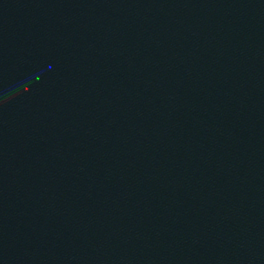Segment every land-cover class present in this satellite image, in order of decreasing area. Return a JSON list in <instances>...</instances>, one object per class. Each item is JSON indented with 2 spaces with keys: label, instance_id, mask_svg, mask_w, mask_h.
Returning <instances> with one entry per match:
<instances>
[{
  "label": "water",
  "instance_id": "water-1",
  "mask_svg": "<svg viewBox=\"0 0 264 264\" xmlns=\"http://www.w3.org/2000/svg\"><path fill=\"white\" fill-rule=\"evenodd\" d=\"M0 264H264V0H0Z\"/></svg>",
  "mask_w": 264,
  "mask_h": 264
}]
</instances>
